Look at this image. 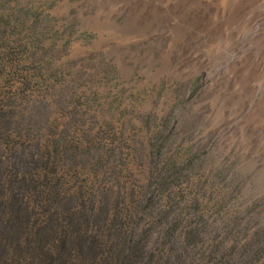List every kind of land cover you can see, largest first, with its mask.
<instances>
[{"label": "rangeland", "instance_id": "374dc122", "mask_svg": "<svg viewBox=\"0 0 264 264\" xmlns=\"http://www.w3.org/2000/svg\"><path fill=\"white\" fill-rule=\"evenodd\" d=\"M187 1L0 0V264H264V0Z\"/></svg>", "mask_w": 264, "mask_h": 264}, {"label": "bare ground", "instance_id": "6f19581e", "mask_svg": "<svg viewBox=\"0 0 264 264\" xmlns=\"http://www.w3.org/2000/svg\"><path fill=\"white\" fill-rule=\"evenodd\" d=\"M169 1V0H168ZM173 1V0H172ZM178 1V0H177ZM180 1V0H179ZM188 1H190V3H194V4H196L195 2H197L198 3V5H197V8L196 9H200L201 8V4L202 5H204V6H202L203 8H202V10L205 8L206 10L205 11H203V15L205 14L206 15V11H208V12H210V14H211V16L212 17H210V18H212L213 19V17L214 18H216L219 14H224L225 13V11H227L229 8H230V15H231V17L233 16H239V14L241 13L240 12V9H238L237 8V4H232L233 2H231L232 0H188ZM187 1V2H188ZM240 1V0H239ZM249 1V0H248ZM247 0H246V2H248ZM255 1H257V0H255ZM254 1V2H255ZM184 2V1H183ZM235 2V1H234ZM237 2V1H236ZM235 2V3H236ZM246 2H244L245 4H246ZM251 2V1H250ZM249 2V3H250ZM182 3V2H181ZM240 3V2H239ZM238 3V4H239ZM242 3V2H241ZM257 3V2H256ZM177 4H179V3H177ZM200 4V5H199ZM243 4V3H242ZM180 5V4H179ZM182 5V4H181ZM180 5V6H181ZM258 5V4H257ZM256 4L254 5V6H257ZM191 5L189 4V7H190ZM199 6V7H198ZM239 6V5H238ZM242 6V5H241ZM240 6V7H241ZM192 7V6H191ZM249 7V6H248ZM242 8V7H241ZM246 8V7H245ZM256 8V7H255ZM259 8V7H258ZM183 9V8H182ZM181 9V10H182ZM188 9V8H187ZM199 9L197 10V12L199 11ZM263 9V8H262ZM195 10V9H194ZM143 11V10H142ZM142 11L140 12V13H142ZM191 11V10H190ZM189 11V12H190ZM247 11V10H246ZM249 11V10H248ZM196 12V13H197ZM184 13H185V9H184ZM184 13H182V14H184ZM186 14V13H185ZM191 14V13H190ZM194 14V13H193ZM226 14V13H225ZM224 14V15H225ZM243 14V13H242ZM253 14V13H252ZM134 15L135 16H133V19L131 20V21H129V22H126L124 25H121L123 28H129V27H131V25L134 27V28H136V29H138V30H142V29H145V30H152L153 29V27H154V23H155V21H157V20H155V16L157 15H155L154 17H151V18H149L148 16L147 17H142V14H139L138 12H135L134 13ZM161 15H163V14H160V15H157V16H161ZM224 15H223V19L225 18L224 17ZM130 16H131V14H130ZM221 16V15H220ZM240 16H241V14H240ZM176 17V16H175ZM183 17V16H182ZM182 17H181V19H182ZM190 17V16H189ZM196 17V16H195ZM193 18L191 21H190V23H192L191 24V27H195V24H197V21L200 19V17H199V15L196 17V18ZM203 17H205V16H203ZM222 17V16H221ZM220 17V18H221ZM157 18V17H156ZM178 18V17H177ZM197 18H198V20H197ZM206 18V17H205ZM248 16H247V18H245V19H247L248 20ZM233 19V18H232ZM242 19H243V17H242ZM205 20V19H204ZM216 20V19H215ZM226 20V19H225ZM240 20V19H239ZM238 20V21H239ZM102 21V23H104V24H107V21H106V19H103V20H101ZM101 21H99V22H101ZM203 21V20H202ZM206 22H207V20H205ZM209 21V20H208ZM218 21L220 22V19H218ZM224 21V20H223ZM158 22V21H157ZM160 22V21H159ZM199 22V21H198ZM214 22V21H213ZM217 22V21H216ZM215 22V23H216ZM221 22H222V20H221ZM234 22V21H233ZM233 22H231V23H233ZM236 22V21H235ZM239 22H242V21H239ZM238 22V23H239ZM247 22V21H246ZM244 23V22H243ZM262 23V22H261ZM103 24V25H104ZM110 24V23H109ZM207 24V23H206ZM262 25V24H261ZM156 27V26H155ZM183 27V26H182ZM186 27H187V25H186ZM191 27H189L188 29H190ZM119 28V27H118ZM185 28V27H184ZM197 28H199V27H197ZM209 28V27H208ZM263 28V27H262ZM262 28L261 27H257L256 28V30L254 31V35L256 36L257 34H259V33H261L262 32ZM130 29V28H129ZM155 29V28H154ZM213 30H214V28H212ZM264 29V28H263ZM121 30V29H120ZM125 30V29H124ZM155 30H157V29H155ZM180 30V29H179ZM129 31V30H128ZM134 31V30H133ZM132 31V32H133ZM158 31V30H157ZM185 31H187V32H189V33H192V34H189V35H192V36H187V35H182V36H178V37H175L174 39H172V41H170L165 47L163 46V47H161L160 49H159V54H160V59L165 63V65H170L169 64V62H170V58H171V55L174 53V52H176L178 49H180L181 50V55H182V59L184 60V59H190V58H193L194 56H196L197 54H198V52L200 51V42H202L203 41V39H202V37L200 36V35H198L197 34V32H195L194 30H185ZM184 31V32H185ZM181 32H183L182 30H181ZM183 32V33H184ZM193 32H195V33H193ZM209 32V31H208ZM214 32V31H213ZM136 33V32H135ZM158 33V32H157ZM179 33H180V31H179ZM215 33V32H214ZM152 34H154V31L152 32ZM136 35V34H135ZM134 35V36H135ZM162 35V34H161ZM138 36H139V34H138ZM144 36V35H143ZM263 36H264V34H263ZM136 37V36H135ZM256 39V38H255ZM259 39H261V38H258V41H259ZM190 40H192V41H190ZM155 41V40H154ZM264 41V40H263ZM256 44H258V42L256 43ZM160 45V44H159ZM256 46H259V45H256ZM180 47V48H179ZM262 49H264V48H262ZM262 49H260V50H262ZM212 50H214V49H212ZM259 50V49H258ZM257 54H259V53H257ZM256 54V55H257ZM260 57V56H259ZM241 58V57H240ZM239 58V59H240ZM263 58V57H262ZM238 59V60H239ZM242 59V58H241ZM253 59H254V57H253ZM256 59H258V56L256 57ZM238 60H236V61H238ZM242 62V61H241ZM240 62V63H241ZM263 62H264V58H263ZM257 63H261V61L259 62H257ZM253 65V64H252ZM264 65V64H263ZM168 67V66H167ZM264 67V66H263ZM251 69H252V67H251ZM233 72L235 73V76L237 77L238 76V74L239 73H241V72H243L244 70H245V68L243 67V66H241V65H237V66H234V68H233ZM258 71V70H257ZM256 71V72H257ZM255 72V71H254ZM253 72V73H254ZM258 76V75H257ZM249 77V76H248ZM239 80H241V79H239ZM236 81V80H235ZM234 84V83H233ZM235 86V85H234ZM251 86V85H250ZM236 87L238 88V86L236 85ZM235 88V87H234ZM248 88V87H247ZM251 89V88H250ZM235 91H236V89H235ZM241 91V90H240ZM248 91H249V88H248ZM251 91V90H250ZM232 94H234V91H233V93ZM232 94H231V96H232ZM243 94V92L241 93V95ZM252 93L250 92V95H251ZM249 95V94H248ZM234 96V95H233ZM247 96V95H246ZM239 97H241V96H239ZM247 97H249V96H247ZM245 98V97H244ZM234 99V98H233ZM248 99V98H247ZM261 100H263V99H261ZM260 100V101H261ZM247 101V100H246ZM258 101V100H257ZM240 102V101H239ZM242 102V101H241ZM244 102H245V100H244ZM238 102H236V104H237ZM241 104H243V103H241ZM256 104H257V102H256ZM261 104V103H260ZM236 106V105H235ZM260 110H262V109H260ZM255 116V115H254ZM261 121V120H260ZM264 123V122H263ZM262 128V127H261Z\"/></svg>", "mask_w": 264, "mask_h": 264}]
</instances>
